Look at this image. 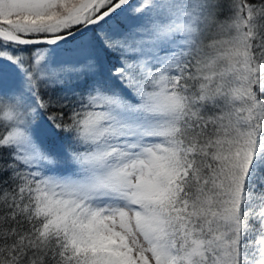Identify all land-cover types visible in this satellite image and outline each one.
Masks as SVG:
<instances>
[{"label":"snow or ice","instance_id":"obj_1","mask_svg":"<svg viewBox=\"0 0 264 264\" xmlns=\"http://www.w3.org/2000/svg\"><path fill=\"white\" fill-rule=\"evenodd\" d=\"M0 264H264V0H0Z\"/></svg>","mask_w":264,"mask_h":264}]
</instances>
